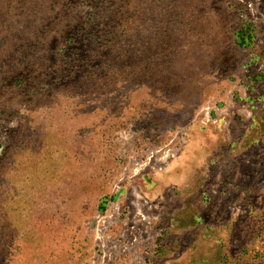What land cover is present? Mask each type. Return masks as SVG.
<instances>
[{"label": "rangeland", "instance_id": "1", "mask_svg": "<svg viewBox=\"0 0 264 264\" xmlns=\"http://www.w3.org/2000/svg\"><path fill=\"white\" fill-rule=\"evenodd\" d=\"M0 264H264V0H0Z\"/></svg>", "mask_w": 264, "mask_h": 264}]
</instances>
